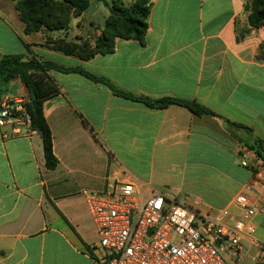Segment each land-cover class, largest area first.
I'll use <instances>...</instances> for the list:
<instances>
[{"label":"crops","instance_id":"1","mask_svg":"<svg viewBox=\"0 0 264 264\" xmlns=\"http://www.w3.org/2000/svg\"><path fill=\"white\" fill-rule=\"evenodd\" d=\"M16 1L0 0V57L34 56L103 81L49 73L59 87L43 104L54 170L40 135L0 127V264H95L102 249L84 191L134 181L145 195L167 192L235 218L243 215L240 194L264 203V185L240 159L243 145H264V27L250 26L246 0H154L143 41L118 39L113 53L90 60L49 49L43 32L26 34ZM94 29L99 36L102 28ZM113 89L194 102L213 114L152 108ZM6 98L30 100L20 79L0 83ZM253 224L264 229V215Z\"/></svg>","mask_w":264,"mask_h":264},{"label":"built area","instance_id":"2","mask_svg":"<svg viewBox=\"0 0 264 264\" xmlns=\"http://www.w3.org/2000/svg\"><path fill=\"white\" fill-rule=\"evenodd\" d=\"M29 103L25 98L0 100V127L10 126L14 135H39L32 126ZM240 159L264 185V163L255 153L244 147ZM83 195L102 249L95 264H264V244L255 239L253 224L255 215H264V203L245 194L235 199L243 211L241 218L227 209L194 207L163 191L145 195L134 181Z\"/></svg>","mask_w":264,"mask_h":264},{"label":"trees","instance_id":"3","mask_svg":"<svg viewBox=\"0 0 264 264\" xmlns=\"http://www.w3.org/2000/svg\"><path fill=\"white\" fill-rule=\"evenodd\" d=\"M154 0H134L125 6L123 0H112L110 14L99 36L90 35V39L77 38L69 40L68 36H49L58 31H68L72 18L80 17L89 7V0H17L16 10L25 24V33L45 34L46 46L66 56L90 60L99 54H110L116 49L118 39L143 41L149 25L148 20ZM245 11L251 27H264V0H246ZM79 40V41H77ZM261 57L264 59V43L261 46ZM52 70L79 72L90 79L103 81L95 75L77 68H64L54 62L36 57L26 60L25 55H4L0 57V83H9L20 79L29 92L30 103L27 109L32 118V126L43 140L46 167L54 170L59 160L54 153L53 133L47 122L43 104L45 100L59 93V87L51 78ZM122 97L142 102L152 108H167L178 105L189 109L197 115L213 114L202 106L175 98H163L156 101L144 97H135L128 93L113 89ZM33 103H37L36 107ZM243 147L255 153L264 163V145L255 140L252 145Z\"/></svg>","mask_w":264,"mask_h":264},{"label":"rangeland","instance_id":"4","mask_svg":"<svg viewBox=\"0 0 264 264\" xmlns=\"http://www.w3.org/2000/svg\"><path fill=\"white\" fill-rule=\"evenodd\" d=\"M133 1L134 0H123L125 6L130 5ZM111 3L112 0H89L88 9L82 14V16L72 18L68 31H58L56 34L60 37L67 35L69 40H76L77 38L85 40L84 37L81 36H88L91 32L95 33V27L100 29L103 28L106 22V17L110 13L109 6ZM88 39H90V37H88ZM52 59L59 64H70V62L66 61L65 58L52 57ZM254 237L260 243L264 244V229H258L254 234ZM245 244L246 247H249L250 245L248 242ZM223 257L225 260L229 259L227 255L223 254Z\"/></svg>","mask_w":264,"mask_h":264},{"label":"water","instance_id":"5","mask_svg":"<svg viewBox=\"0 0 264 264\" xmlns=\"http://www.w3.org/2000/svg\"><path fill=\"white\" fill-rule=\"evenodd\" d=\"M37 103H33V106L36 107Z\"/></svg>","mask_w":264,"mask_h":264}]
</instances>
